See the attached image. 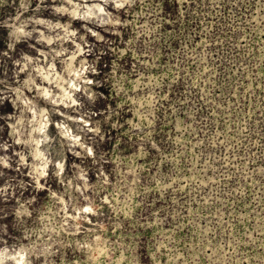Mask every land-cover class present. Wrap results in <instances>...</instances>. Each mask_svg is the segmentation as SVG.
<instances>
[{"label":"rangeland","instance_id":"rangeland-1","mask_svg":"<svg viewBox=\"0 0 264 264\" xmlns=\"http://www.w3.org/2000/svg\"><path fill=\"white\" fill-rule=\"evenodd\" d=\"M61 112L98 129L79 156ZM0 145L20 264H264V0H0Z\"/></svg>","mask_w":264,"mask_h":264},{"label":"clouds","instance_id":"clouds-1","mask_svg":"<svg viewBox=\"0 0 264 264\" xmlns=\"http://www.w3.org/2000/svg\"><path fill=\"white\" fill-rule=\"evenodd\" d=\"M105 3L109 2V0H104ZM112 3H115L117 8L123 7L124 3H128L129 0H124V3L118 2V0H111ZM70 83V82H69ZM85 83H89V81H85ZM78 85H73V88H76L78 90ZM71 91V89H70ZM86 94H88L86 92ZM39 95L49 101L53 105L63 104L66 109H71L73 112H78V109L81 107L80 104L76 100L72 98L71 95L65 94L63 98L57 99L54 98L52 93L47 92L43 89L39 90ZM89 99H92L91 94H88ZM58 111V107H53L52 112L55 113ZM45 117V123L44 125L39 129L41 133H46L47 130V124L50 123L48 120V114L45 112L43 113ZM61 116H63V120L56 125L57 129L59 130L58 138L60 140L61 149H63L65 146H67L69 151H72L74 155L79 156L80 153L75 152L76 147H81L85 151H88L87 146L81 142V134L86 135L88 132L98 131V129H92L87 127V121L83 120L82 118H76L72 115H69L66 112H61ZM18 123L23 124L24 121L20 120ZM30 124H34L35 121L29 122ZM70 125L75 126V132L73 131V127ZM24 133L22 131H17L14 129V135L17 136L16 143H24L27 145H33L36 144L37 148L34 149V153L36 154L37 159L42 160V166L38 169L37 176L34 177V179H39L40 177L47 176V168L49 164H53L54 160H57V157L59 158L55 167L59 169V171L54 172L55 177H59L62 173V170L64 168V156L62 151L57 153L56 156L52 155V152L49 151V148H52V143L49 140V137L45 134L42 136V139L40 141H36L31 139V133H29V139L28 140H22L19 139L20 136H22ZM40 143H43L45 145H48L47 148H45L44 152H40L38 150V145ZM0 147L7 150V145H0ZM47 153V155H45ZM21 161L26 163V157L21 155ZM0 164H2L4 167H9L7 163V157H0ZM75 167V165H73ZM2 174V173H0ZM7 188L0 189V194L6 193ZM3 229H0L2 231ZM0 242H3L2 239H0ZM6 243V242H5ZM0 255L3 256V259H0V264H4V259H10L18 262V258L15 255H8L7 250L5 249L3 253H0Z\"/></svg>","mask_w":264,"mask_h":264},{"label":"bare ground","instance_id":"bare-ground-1","mask_svg":"<svg viewBox=\"0 0 264 264\" xmlns=\"http://www.w3.org/2000/svg\"><path fill=\"white\" fill-rule=\"evenodd\" d=\"M101 9H102V8H101ZM76 15H77V8L73 9L72 12H71V16H72L73 18H75ZM69 34H70V33H69ZM81 51H82V48H81ZM73 57H74V56L72 55L71 59H72ZM71 59H70V60H71ZM73 59H74V58H73ZM72 66H73V65H72ZM52 67H54V66H52ZM50 68H51V66H50ZM45 77H47V76H45ZM54 78H55V77H54ZM69 86H70V85H69ZM60 88H61V87H60ZM40 89H43V90L49 92V90H47L46 88H42V87H41V88H39V90H40ZM74 89H75V88H74ZM63 90H64V89H63ZM66 92H67V91H66ZM73 98H74V97H73ZM74 100H75V99H74ZM40 122H41V120H40ZM43 124H44V123H43ZM41 127H42V126H41ZM39 140H40V139H39ZM40 144H41V143H40ZM40 144H39V145H40ZM39 145H38V146H39ZM36 148H37V147H36ZM36 148H35V149H36ZM35 168H36V167H35ZM36 170H37V169H36ZM17 255H18V254H17ZM21 257H22V256H21ZM17 263L20 264L19 261H18Z\"/></svg>","mask_w":264,"mask_h":264}]
</instances>
